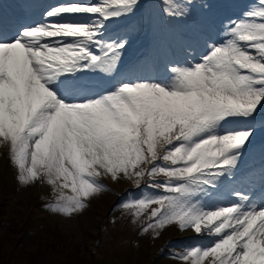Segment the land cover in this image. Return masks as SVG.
Wrapping results in <instances>:
<instances>
[{
    "label": "snow or ice",
    "instance_id": "6c2138e0",
    "mask_svg": "<svg viewBox=\"0 0 264 264\" xmlns=\"http://www.w3.org/2000/svg\"><path fill=\"white\" fill-rule=\"evenodd\" d=\"M140 7L61 0L11 23L0 13V145L16 179L51 186L46 208L72 217L103 177L125 178L136 190L121 208L144 233L194 234L172 253L182 264H264V146L246 166L264 132V0L218 26L205 0H162L160 18L187 30L154 67L116 79L136 27L107 26ZM93 74L114 83L77 86Z\"/></svg>",
    "mask_w": 264,
    "mask_h": 264
},
{
    "label": "rangeland",
    "instance_id": "374dc122",
    "mask_svg": "<svg viewBox=\"0 0 264 264\" xmlns=\"http://www.w3.org/2000/svg\"><path fill=\"white\" fill-rule=\"evenodd\" d=\"M193 2L199 4L201 0ZM205 2L212 4L211 16L218 26L224 19L239 17L248 4L251 7L258 0ZM152 3H157V6ZM161 3L162 0H141L136 16L126 23L134 25L136 31L121 58V72L116 79L122 78L120 74L128 65L136 66L140 72L144 69L148 61L139 60L144 49H149L156 43L161 54L169 51L176 46L177 35L187 30L189 25L186 22H168L160 18ZM195 11L199 18L200 9ZM149 13L152 14L151 23ZM154 17H158L162 23H153ZM158 26L162 28L163 35H160ZM169 44L172 47H168ZM129 76L133 75L129 73ZM84 77L88 78L85 80L86 86L79 87L93 91H99L114 83V80L102 75ZM260 117L264 118V110ZM262 146L264 132H258L254 141L255 159L248 158L246 166L251 163L259 164V150ZM125 182L131 181L125 178L113 181L110 177H103L105 190L89 202L88 208L80 214L64 217L51 213L46 208L54 200L55 194L51 186L41 182L29 186L18 183L16 169L8 161L7 149L0 145L1 264H31L27 254L29 251L38 253L46 261L43 264H182L172 253L194 243L195 241L188 239L194 234L180 232L175 227H168L158 235L153 232L144 233L140 223L134 222L133 217L121 208L122 202L131 195V191L136 190L131 182L133 189L124 192ZM43 195L46 197H42ZM113 202L114 205L110 207ZM99 255L103 256L99 258Z\"/></svg>",
    "mask_w": 264,
    "mask_h": 264
},
{
    "label": "bare ground",
    "instance_id": "6f19581e",
    "mask_svg": "<svg viewBox=\"0 0 264 264\" xmlns=\"http://www.w3.org/2000/svg\"><path fill=\"white\" fill-rule=\"evenodd\" d=\"M23 5H24L25 9H27V8L30 9V11H28V13H27V17L31 16V14L34 12V15L31 16L30 19H37V16L40 13V5H38V3L35 2V0H25ZM28 5H32V7H29ZM14 12H15L14 13L15 17L19 18V17L22 16V13L19 10H15ZM3 16H4V18H5V20L7 22L10 21V20L8 21V17L7 16H5L4 14H3ZM126 22H127V20H116V21H113V22L109 23L108 26H107L109 33L113 32L115 30H121V28L123 27V25Z\"/></svg>",
    "mask_w": 264,
    "mask_h": 264
},
{
    "label": "trees",
    "instance_id": "16d2710c",
    "mask_svg": "<svg viewBox=\"0 0 264 264\" xmlns=\"http://www.w3.org/2000/svg\"><path fill=\"white\" fill-rule=\"evenodd\" d=\"M52 231H54L53 229H52ZM58 235V234H57ZM60 238H62V236L61 235H58ZM63 239V238H62ZM27 253V252H26ZM28 256H29V258L31 259V264H43V263H45L46 261L45 260H43L39 255H38V253H34V252H32V251H29L28 253ZM0 259H1V257H0ZM4 259V258H3ZM2 260V259H1ZM0 264H1V261H0ZM7 264H9V263H7Z\"/></svg>",
    "mask_w": 264,
    "mask_h": 264
}]
</instances>
